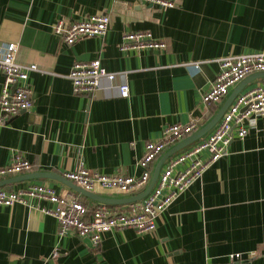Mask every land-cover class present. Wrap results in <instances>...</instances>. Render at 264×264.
Here are the masks:
<instances>
[{"label":"crops","instance_id":"obj_1","mask_svg":"<svg viewBox=\"0 0 264 264\" xmlns=\"http://www.w3.org/2000/svg\"><path fill=\"white\" fill-rule=\"evenodd\" d=\"M104 12L111 21L102 36L68 44L54 32L61 19L73 23ZM137 30L151 31L166 47L120 50L124 33ZM11 41L19 43L17 59L36 63L39 70L31 71L28 80L33 106L0 124V167L19 154L33 167L0 176L17 177L11 189L0 187L17 191L48 185L75 195L92 212L106 202L56 178L20 175L64 176L82 163L102 173L140 174L137 163L147 141L161 138L166 125L193 119L198 121L196 132L239 85L206 106L203 95L220 71V59L264 51V0H175L174 7L139 0H0V45ZM94 59L119 78L103 77L92 95L75 93L69 78L72 65ZM120 82L129 84L128 97L120 94ZM258 83L264 85V77L247 82L239 94ZM222 116L169 158L206 138ZM248 124V135L235 136L229 154L164 209L153 231L112 230L94 246L89 236L60 234L57 219L40 210L54 206L49 200L33 199V206L0 205V264H264V115H254ZM173 146L153 163L151 180L160 158ZM148 185L135 192H91L126 199ZM130 203L106 204L124 211ZM233 253L241 258L231 260Z\"/></svg>","mask_w":264,"mask_h":264},{"label":"built area","instance_id":"obj_2","mask_svg":"<svg viewBox=\"0 0 264 264\" xmlns=\"http://www.w3.org/2000/svg\"><path fill=\"white\" fill-rule=\"evenodd\" d=\"M139 1L164 7L175 6V0ZM110 21V15L104 12L92 14L82 21L73 23L61 19L53 28L64 41L73 44L84 37L104 35ZM165 47L166 42L155 38L151 31L145 30L124 33L119 44L122 51ZM18 51V42L11 41L0 45V68L4 74V80L0 83V124H6L20 112L30 109L34 102L28 80L30 72L38 71L39 67L36 63L20 62L17 59ZM261 72H264V51L234 54L220 59V71L204 93V103L208 107L214 106L229 93L230 87L249 75ZM103 77L114 81L119 75L104 67L100 59L76 61L69 72L73 91L83 95L95 93ZM119 91L123 97H128L129 84L120 82ZM254 115H264V85L261 83L240 93L224 112L215 130L206 138L181 154L169 158L143 201L127 204L124 211H116L109 204L101 203L90 212L88 205L75 195L57 192L53 187L44 184H32L17 191L0 187V205L12 206L15 203H22L33 206L31 203L33 199L49 200L54 206H40V210L57 219L60 234L74 232L80 236H89L94 246H99L103 234L112 230L132 228L138 232L153 231L156 228V219L164 209L195 181L202 178L215 161L229 154L235 136L243 139L248 135L250 126L248 121ZM197 128L196 119L187 123L166 125L161 138L145 143L144 153L137 163L142 169L138 175L102 173L93 171L82 163L77 170L66 171L64 177L88 191L97 188L122 193L138 191L150 182L151 168L160 155L190 136ZM32 167L31 161L19 154L9 165L0 167V176L30 171ZM57 253L55 251L54 254ZM230 258L239 259L241 253H233Z\"/></svg>","mask_w":264,"mask_h":264},{"label":"water","instance_id":"obj_3","mask_svg":"<svg viewBox=\"0 0 264 264\" xmlns=\"http://www.w3.org/2000/svg\"><path fill=\"white\" fill-rule=\"evenodd\" d=\"M257 77H264V72L261 73H254L252 75H249L248 77H246L245 79H243L239 85L236 87V89L233 91V93L229 96V98L227 99L226 103L224 104V106L220 109V111L217 113V115L211 120L209 121L206 125H204L203 127H201L200 129H198L196 132H194L193 134H191L190 136H188L187 138H185L184 140H182L181 142H179L178 144L174 145L170 150H168L159 160V162L156 165L155 168V172L153 174L152 180L149 183L147 189L142 192L141 194L137 195V196H133L130 198H126V199H113V198H108V197H104V196H100L96 193H93L91 191H88L86 189H84L83 187L77 185L76 183L72 182L71 180L67 179L66 177L56 174V173H52V172H34V173H28V174H24V175H20V177L23 176V178H32V177H50V178H56L59 179L60 181H63L65 183H67L68 185H70L73 189H75L76 191L87 195L89 197H92L94 199H97L99 201L102 202H106V203H118V202H122V203H128V202H133L136 201L144 196H146L151 189L153 188L161 167L164 163V161L169 158L172 154H174L175 152H177L178 150L184 148L185 146L193 143L194 141L198 140L199 138H201L204 134L207 133V131L213 127V125L219 120V118L222 116V114L225 112V110L227 109V107L229 106V104L232 102V100L239 94V92L241 91V89L243 88V86L249 82L252 79H255ZM16 85H14L13 89H15ZM17 177L14 178H10V179H5V180H0V186H5L8 189H11V183L15 182ZM22 178V179H23ZM9 186V187H7Z\"/></svg>","mask_w":264,"mask_h":264}]
</instances>
